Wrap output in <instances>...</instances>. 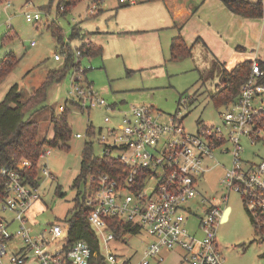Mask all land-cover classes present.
Segmentation results:
<instances>
[{
  "label": "built area",
  "instance_id": "obj_1",
  "mask_svg": "<svg viewBox=\"0 0 264 264\" xmlns=\"http://www.w3.org/2000/svg\"><path fill=\"white\" fill-rule=\"evenodd\" d=\"M103 1H91L87 15L96 14ZM118 2L135 5L138 1ZM39 20L38 13L26 12L25 21ZM82 42L87 44L88 40ZM66 51L55 54L53 60L64 61ZM83 56L76 47L68 91L72 101L84 111L96 107L114 116L103 117L107 128L95 139L101 149L99 157L110 163L108 170L89 173L81 190L88 208L86 221L97 247L93 249L84 240H70L66 217L42 229L29 224L28 212L41 199L43 181L53 179L42 162L51 152L46 147L39 155L36 185H29L21 176L31 168L28 160L0 165V177L5 179L0 200V264H133L132 255L118 254V246L131 247L132 238L141 232L149 239L136 264L163 263L165 253L175 249L183 253L188 264H222L214 231L219 221H227L230 207L209 204L205 219L199 218L201 238L186 228L194 216L190 201L199 194L198 182L209 171L207 163L216 150L231 156L219 186L225 193L233 191L240 197L254 230L264 235V157L257 162L241 158L243 140L264 144V61L252 62L237 97L220 109V127L200 124L197 132L189 135L181 124L182 117L175 115L164 123L160 121L162 113L151 106L130 105L121 111L117 104H108L84 83ZM191 98L182 94L178 106L188 105ZM220 199L226 200L224 196Z\"/></svg>",
  "mask_w": 264,
  "mask_h": 264
},
{
  "label": "rangeland",
  "instance_id": "obj_2",
  "mask_svg": "<svg viewBox=\"0 0 264 264\" xmlns=\"http://www.w3.org/2000/svg\"><path fill=\"white\" fill-rule=\"evenodd\" d=\"M103 3V7L108 9L103 8L98 16L89 18L86 0L65 16L59 17L55 12L56 0L52 3L50 0H0V61L11 53L17 58V64L0 85V100L12 84H17L21 94L26 97L31 88H37L44 82L48 68L60 73L64 61L61 59L56 62L53 57L55 54L60 55L64 46L71 47L75 53L79 42L77 39L70 40V36L73 27L78 26L91 34L95 45L102 47L100 55L83 56L80 59L84 70L81 77L86 78L91 83V89L108 104L117 103L116 108L121 111L126 110L128 105L151 106L161 111L160 121L164 123L175 115L177 118L183 117L181 124L189 135L197 132L198 124L220 127L221 110L213 105L209 97L210 92L218 90L220 81L219 62L211 56L214 53L203 44L196 43L190 57L172 61L168 45L158 36L155 37L153 32L139 33L129 29L139 27L128 15L130 12L135 15L134 9L143 2L125 8L117 16L114 7H111L120 8L116 0H104ZM7 4H10L9 8L5 7ZM26 12L38 13L40 20L34 23L25 21ZM54 28L62 31L59 43ZM92 43L89 41V44ZM260 55L264 58V49ZM71 73L69 70L60 83L48 88L45 104L34 115L41 137H52L50 113L54 110L56 114H61L64 107L68 111L72 129L69 148L50 147V154L42 161L51 171L53 179L43 181L41 199L34 202L28 212V217L33 216V226L36 225L37 229H42L49 222L69 217L76 194L73 182L79 173L82 147L84 143L92 142V154L100 156L101 149L95 139L100 130L104 132L107 128L103 117L113 116V112L108 113L96 107L84 111L76 106L68 93ZM182 94L194 96L192 103L178 106ZM86 122L94 127V136L87 135ZM79 133L82 137L75 139L74 134ZM242 146V159L257 162L260 157H264V144L251 145L243 140ZM213 155L207 163L209 171L198 182L199 194L190 201L194 216L188 219L186 228L189 232L195 231L196 237L201 238L199 218L205 219L204 212L209 204H218L220 208L229 206L227 221H219L214 231L222 264H264V235L254 230L240 197L233 191L225 193L219 186L220 178L230 166L231 156L219 154L218 150ZM84 186L81 182L78 190ZM57 187L59 195L56 194ZM223 196L226 200L221 202ZM202 198L206 202H202ZM132 239L131 247L118 246V254L127 257L132 255V263L136 264L142 258V249L149 238L141 232ZM160 264L188 262L183 258V253L175 249L165 253L164 262Z\"/></svg>",
  "mask_w": 264,
  "mask_h": 264
},
{
  "label": "trees",
  "instance_id": "obj_3",
  "mask_svg": "<svg viewBox=\"0 0 264 264\" xmlns=\"http://www.w3.org/2000/svg\"><path fill=\"white\" fill-rule=\"evenodd\" d=\"M53 1L54 0H50V3ZM81 1L83 0H56L55 12H57V16H65ZM91 1L97 2L98 0H90V2ZM221 1L224 6L236 16L239 15L255 19L260 18L263 15L261 0H256L254 2H248L245 0ZM27 2H30V0H27ZM98 14L99 11H97L96 14L89 16V18L97 16ZM52 25L55 27L53 23ZM174 25L178 31L181 30V25L176 22ZM54 32L59 43L63 36L62 31L54 28ZM71 39L80 40V28H78V26L73 27L70 36V40ZM77 47L84 56L100 55L102 52V47L95 45L94 43L89 44L88 42L85 44L82 42ZM65 49H67L66 58L61 66V71L59 70L60 73L48 71L44 82L26 97L21 94L17 84H12L0 100V165L11 164L14 160L21 158L31 162V168L21 173V176L25 178L26 183L29 185H36L38 183L39 155L46 149V147L62 149L69 148L72 129L71 126H69L68 111L65 110V107L61 114H56L54 110L50 113V125L52 127L51 138L40 136L38 122L34 118V115L37 114L40 106L46 102L48 88L51 85L60 83L61 80L65 78L66 73L69 70L71 71L73 67V52L71 47L66 48L64 46L61 51H64ZM191 50L192 46H188L179 33L171 40L169 57L172 61L190 57ZM16 64L17 58L13 53L5 56V58L0 61V85L5 81V78L11 73ZM217 65L220 68L219 87L217 88V91L210 92L209 97L213 105L221 109L237 97L240 85L247 79L250 73L252 62L243 61L231 69H227L224 65L222 66L219 63H217ZM193 98L194 96L189 100L188 105L192 103ZM42 108H45V106ZM29 112H31L30 116L26 118ZM86 129L87 135L91 136L94 134V128L89 125L88 122H86ZM92 147V142L84 143L82 147L79 173L73 182V188L77 192L73 200V206L71 207L72 210L69 217H66V220L68 224H70V240H84L95 249L97 247V240L95 239L93 230L86 221L88 208L84 206L81 194L82 191H79L78 189L81 182L84 186L89 173L96 171V169L108 170L110 163L106 159L94 156L92 154ZM4 182L5 179L0 177V200L4 197ZM56 190V194L59 195L58 187ZM132 231L135 232L136 230L133 229Z\"/></svg>",
  "mask_w": 264,
  "mask_h": 264
},
{
  "label": "crops",
  "instance_id": "obj_4",
  "mask_svg": "<svg viewBox=\"0 0 264 264\" xmlns=\"http://www.w3.org/2000/svg\"><path fill=\"white\" fill-rule=\"evenodd\" d=\"M86 1L87 5H89L90 0ZM137 1L135 5H128L120 4L116 0L120 8L111 7H114L113 10H115V16H117L125 8L136 6L140 4V1L143 2L144 4L134 9L135 15L129 11V19L139 26L138 28L129 29L140 31L139 33L153 32L155 37L158 36L160 40L166 42L168 52L171 40L180 33L183 41L188 46L191 45L193 48L196 43L206 46L215 55L212 54L211 56L227 69H231L243 61L253 62L256 59L264 61V58L260 55V51L264 49V0H261L263 15L255 19L232 14L221 0ZM245 1L254 2L256 0ZM103 2L99 4L97 10L99 14L105 8L103 7ZM105 9L107 10L108 8ZM175 22L181 25L180 31L175 27ZM84 35L86 36L85 38L83 37ZM84 39L88 40V42H93L91 34L80 29V40L78 42L85 41ZM50 70L52 69L48 68L47 72ZM84 80V83L91 86V83L86 78ZM34 89L31 88L27 95ZM28 218L31 224H35L33 216Z\"/></svg>",
  "mask_w": 264,
  "mask_h": 264
}]
</instances>
